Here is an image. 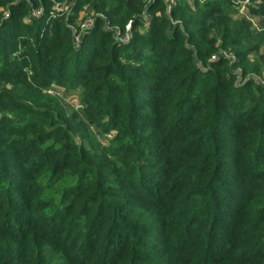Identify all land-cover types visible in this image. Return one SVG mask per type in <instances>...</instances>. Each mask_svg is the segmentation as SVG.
<instances>
[{"label": "trees", "instance_id": "16d2710c", "mask_svg": "<svg viewBox=\"0 0 264 264\" xmlns=\"http://www.w3.org/2000/svg\"><path fill=\"white\" fill-rule=\"evenodd\" d=\"M173 1L0 0V264H264V0Z\"/></svg>", "mask_w": 264, "mask_h": 264}, {"label": "rangeland", "instance_id": "374dc122", "mask_svg": "<svg viewBox=\"0 0 264 264\" xmlns=\"http://www.w3.org/2000/svg\"><path fill=\"white\" fill-rule=\"evenodd\" d=\"M154 0H144V2L148 5L150 2H152ZM194 0H190V2H193ZM241 5L239 7V12H244V10H247L250 6H252V0H243L240 1ZM192 6H194L192 4ZM86 12V9L81 10V15L84 16ZM243 15V14H242ZM245 16V15H244ZM253 22H256V20H252ZM251 21V22H252ZM255 28L260 29L261 31H263L264 29L260 27L259 24L255 23ZM258 81L264 86V76L262 75L257 76ZM62 86V87H61ZM47 95L52 97L53 99H56L58 101V103L61 106V109L65 112V114L67 115V117H70V115L72 113L75 114H82L83 111V103L81 102V93L76 91L74 88L72 87H67L65 85V83L61 84L60 86L55 85V83L47 90ZM82 105L83 108L82 110H76V105ZM43 129L41 131V134L43 133ZM90 135H91V140L93 145H98L100 144L102 148L97 147L98 149H100L101 152L107 150L108 148H110L111 144L113 143V141H110L113 139V137L115 136L114 132L112 131H99L97 129H95V127H91L90 130ZM71 136L73 137V144H76L78 146L83 145V143L81 144L80 141V134L71 133ZM86 146L91 147L90 145V141H86L84 143Z\"/></svg>", "mask_w": 264, "mask_h": 264}, {"label": "built area", "instance_id": "2783aa9c", "mask_svg": "<svg viewBox=\"0 0 264 264\" xmlns=\"http://www.w3.org/2000/svg\"><path fill=\"white\" fill-rule=\"evenodd\" d=\"M166 2H168L170 5L174 2L173 0H165ZM68 9V6H66L65 10ZM86 9V8H85ZM37 15H39V12H36ZM94 22H95V18L94 17H88L86 18L85 20H83L82 22H80L79 24V28L81 31H87V30H90L93 25H94ZM126 30L127 31H130L131 30V24H128L127 27H126ZM77 38L79 39V36H77ZM130 40V36L129 34H125L122 38H121V41L122 42H128ZM76 110H82L83 106L78 104L76 105Z\"/></svg>", "mask_w": 264, "mask_h": 264}]
</instances>
